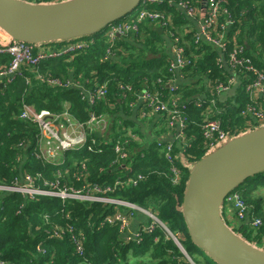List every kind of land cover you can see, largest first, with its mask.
Wrapping results in <instances>:
<instances>
[{
    "label": "trees",
    "instance_id": "16d2710c",
    "mask_svg": "<svg viewBox=\"0 0 264 264\" xmlns=\"http://www.w3.org/2000/svg\"><path fill=\"white\" fill-rule=\"evenodd\" d=\"M180 1L201 7L207 0H165L161 4H152L148 9L163 14L168 27L159 28L149 20L136 22L129 14L117 22L135 23L139 26L138 32L130 31L111 38L109 25L96 34L77 39L87 40L88 46L37 66H24L22 76L11 83L1 85L0 82V184L14 185L17 180L30 175L34 184L41 188H48L46 182H59L61 187L78 189L94 183L115 186L108 195L154 212L192 257L191 248L198 246L191 240L181 206L190 166L208 150L203 126L208 118H219L225 130L238 133L257 124L247 113L249 105L264 111L263 98L246 90L250 77L247 72H240L241 84L232 93L225 94L220 90L221 85L233 89L230 80L242 70L226 65L236 46L242 45L241 55L251 58L256 67L264 70V0L223 1L219 20V31L227 39L223 57L213 44L198 38L196 28L177 5ZM229 17L233 20L230 25L227 24ZM171 33L179 38L176 44L183 47L190 60L178 72L184 80L172 93L167 81L175 72L170 70L172 55L168 53L165 38L173 41ZM108 49L113 55L106 57ZM9 62V55L0 54V65ZM48 76L80 80L87 86L107 84V99L91 106L83 100L79 89L50 86L44 81ZM122 84L133 87L127 98H120ZM145 87L159 91L170 106L176 103L185 119L184 138L180 140L182 147L175 145L177 159L174 165L179 168L176 182L171 170L173 164L157 145L159 137L166 131L164 124L167 125L168 114L160 116L153 129L154 136L146 125V121L149 124L154 117L139 119L138 108L130 105L136 100V93ZM24 103L38 112L60 113L67 109L80 121H87L90 113L95 111L109 117L110 127L106 134L92 132L85 147L64 151L60 155L63 161L54 164L40 156L38 126L20 118ZM132 113L137 119L131 117ZM161 122L163 125L160 126ZM126 125H131L136 138L125 144L128 157L121 159L114 145L119 136L128 131ZM139 175L142 177L138 178ZM261 177L264 178V172L246 181ZM242 195L247 203L253 199L246 188ZM118 210L124 208L97 201L63 200L46 195L31 197L21 192L0 190V259L6 264H82L87 261L130 264L132 260L134 264H190L173 238L157 224L152 230L141 228L140 242L125 241L119 222L106 220ZM257 216L263 220L259 228L245 221L234 230L259 246L264 233V216ZM148 222L150 225L153 220L148 218ZM57 227L66 230L73 227L74 231L66 232L62 238L53 237L51 233ZM73 235L85 238L83 257L76 251Z\"/></svg>",
    "mask_w": 264,
    "mask_h": 264
},
{
    "label": "built area",
    "instance_id": "2783aa9c",
    "mask_svg": "<svg viewBox=\"0 0 264 264\" xmlns=\"http://www.w3.org/2000/svg\"><path fill=\"white\" fill-rule=\"evenodd\" d=\"M49 0H39V2H48ZM51 1V0H50ZM223 1L224 0H207L205 6L207 8L200 30H197L196 35L198 38L208 41L213 44L221 53L223 57V51L227 45L226 35L219 31V20L223 13ZM34 2H37L34 0ZM165 0H141L138 7L135 9L136 13L130 14L129 18H135L136 22L151 21L157 24V27L162 28L167 26V20L165 16L157 11H151L148 6L152 4H161ZM172 2V0H170ZM174 2V0H173ZM179 8L186 13L188 17L197 19L200 13L201 7H195L188 4L185 1L177 3ZM134 10V11H135ZM163 19V21H162ZM228 25L233 23V20L229 17L227 21ZM223 27V25H221ZM139 26L131 22H114L110 24V30L108 35L111 38L119 36L121 34H127L130 31L138 32ZM220 32V33H219ZM172 36L173 33H171ZM179 38L174 36L172 43V60L170 62V70L175 74L167 81V86L170 92H174L177 89V85L183 81V77L178 72L190 63V60L186 58L184 49L182 46L177 45ZM85 46H88L87 40H72L61 46L54 45H36L23 41H16L9 38L3 39L0 35V54H6L10 57V62L7 66L0 69V82L11 83L18 76H22V67L24 66H37L43 61L51 58H56L62 55H67L77 51ZM244 47L236 46L234 50L229 54L226 61L227 67L235 69L240 67L242 70L233 75L230 80V85L237 84L240 81V72H247L249 74V81L246 84V90L251 92L258 98L264 100V70L256 67L252 59L246 56H242ZM113 55L110 49L107 51V56ZM50 86L58 87H74L80 90L83 100H86L91 106L95 105L98 101L107 99L108 88L107 84H97L93 86H87L86 83H82L80 80L66 79L58 76H48L44 78ZM160 81V80H159ZM121 93L120 98H127V96L133 92L132 85H120ZM232 88V87H231ZM230 86L221 85V91H228ZM136 100L131 102L132 108H138L139 118L149 119L152 114L164 115L168 114L167 125L172 131L171 139L161 138L158 140V149L164 153L165 157L173 165L171 167L172 172L176 176L179 174V168L174 165V161L177 159L175 154V145L181 144L180 141L183 137V128L185 127V119L181 116L178 105H169L163 98L159 91H150L148 88L142 89L136 93ZM182 103V102H181ZM247 113L253 116L257 122L256 125L246 129H252L254 127L264 124V111L258 108L256 105H249ZM20 118L30 120L35 123L39 128L40 136V156L46 161L59 164L63 160H60V155H63L66 150L80 149L87 145L88 137L92 132L99 131L106 134L110 127L109 117L107 115H99L95 111L90 113L87 121H80L76 119L67 109L60 113H52L48 110L36 111L30 104L24 103L23 109L20 114ZM126 129V128H125ZM124 136H119L114 145V150L121 159L128 157V151L125 148V144H129L132 139L136 138V134H133L131 129ZM126 129V130H127ZM203 133L207 139L208 150L207 152L217 148L223 143L227 142L236 135L246 131L234 133L233 131H227L223 128L222 122L219 118H208L203 126ZM91 149L92 147L89 146ZM139 175L138 178H141ZM132 182L136 184V180ZM118 182L116 183V185ZM50 187H49V186ZM45 186L48 188H41L34 184V179L30 175H25L21 181H18L14 185H2L0 184V190L21 192L31 197L35 195H46L62 198L63 200L68 198H76L85 201H97L115 205L117 208H124L123 211L118 210L114 215L108 216L106 220L108 222L118 221L122 230H125L129 223V218L135 213H142L148 218L153 220L152 224L147 226H140L137 231L127 237L126 240H134L140 242L141 230H152L154 224L161 226L171 237L176 239L177 236L170 231L169 227L163 222L154 212L146 209L134 202L125 200L118 197L108 195L114 191L115 186L100 184H85L81 188H75L73 186L61 187L59 182H46ZM225 202L231 203L232 211L234 212V219L232 221L235 227L238 223L248 221L254 228H259L263 224V220L260 216H257L251 206L245 201L241 192L233 190ZM237 224V226H236ZM231 226V225H230ZM232 226V228H235ZM142 228V229H141ZM74 228L57 227L51 233L53 237L62 238L66 232L73 233ZM124 232V231H123ZM73 239L76 246L77 253L83 257L85 255L83 236L76 237L73 235ZM180 242V241H179ZM260 247L264 248V233L260 238ZM41 249V248H40ZM182 253L187 257L190 264H196L189 252L182 245L180 247ZM0 264H6L5 261L0 259ZM85 264H104L87 261Z\"/></svg>",
    "mask_w": 264,
    "mask_h": 264
},
{
    "label": "water",
    "instance_id": "95a60500",
    "mask_svg": "<svg viewBox=\"0 0 264 264\" xmlns=\"http://www.w3.org/2000/svg\"><path fill=\"white\" fill-rule=\"evenodd\" d=\"M140 1L0 0V30L12 40L36 45L69 42L104 30L131 14ZM261 172L264 124L236 135L190 167L181 210L193 244L216 264H264V248L237 233L222 216L229 194Z\"/></svg>",
    "mask_w": 264,
    "mask_h": 264
},
{
    "label": "crops",
    "instance_id": "0c3cea01",
    "mask_svg": "<svg viewBox=\"0 0 264 264\" xmlns=\"http://www.w3.org/2000/svg\"><path fill=\"white\" fill-rule=\"evenodd\" d=\"M207 8L205 6V4H203L200 8V13L198 15L197 19L188 17L187 18L192 22L193 26L196 28V30H200L203 19H204V15L206 12ZM185 13V12H184ZM186 14V13H185ZM160 30V29H159ZM160 32H162V30H160ZM0 35L3 39L8 38V36L2 32L0 30ZM165 38H167L168 40V53H170L172 55L173 50H172V43L173 41L165 36ZM8 64L4 63L0 65V69L7 66ZM182 82V81H181ZM240 82H238L237 84L234 85L233 89L235 90L236 88H238L240 86ZM134 113H132L131 117L133 118ZM152 116L154 117L153 121H151L149 124H147L148 120L146 121V125H147V130L150 131L151 134H153L155 136V134L153 133V129L155 127V125L157 124V121L159 122V118L160 116L162 117V115L159 114H152ZM140 117V116H139ZM134 119H137L134 117ZM142 119V118H139ZM144 120V119H142ZM140 124L142 125V122H140ZM163 125V123L161 122L160 126ZM166 131L164 133L161 134V136L159 137V139L161 138H165V139H171L170 137L172 136V131L170 130V128L168 127V125L164 124ZM125 128H129L132 130L131 125H126ZM143 130V129H142ZM144 131V130H143ZM152 135V136H153ZM125 166V165H124ZM191 167V166H190ZM258 181H261L260 183H258L257 185H254L252 187H248L246 188V190L248 191V193L251 194V197L253 198L252 201L248 204L251 206V209L253 210V212L257 215H263L264 216V178H260V179H256ZM232 204L229 202H225L222 206V216L223 218L227 221V222H232V221H236L234 219V212L232 211ZM248 222V221H246ZM229 224V223H228ZM240 223H238L239 225ZM149 225L148 222V218L147 216H145L142 213H135L133 214V216H131L129 218V223L127 228L124 230L123 232V238L126 241L127 237L132 236L137 229L140 226H147ZM237 226V225H236ZM261 245V243H259ZM257 245V244H256ZM85 264V263H82ZM130 264H134L133 260L131 261Z\"/></svg>",
    "mask_w": 264,
    "mask_h": 264
},
{
    "label": "rangeland",
    "instance_id": "374dc122",
    "mask_svg": "<svg viewBox=\"0 0 264 264\" xmlns=\"http://www.w3.org/2000/svg\"><path fill=\"white\" fill-rule=\"evenodd\" d=\"M136 13V10L132 12V14ZM120 22V21H119ZM234 91V89H230L228 91H223L225 94H228V93H232ZM225 94H223V96H225ZM261 181H258V180H249V181H246L243 185H241L240 187H238L237 191L239 192H243L245 188H248V187H252L254 185H257L258 183H260ZM229 225L231 226H234L235 227V224H233L232 222H228ZM237 225V224H236ZM238 233V232H237ZM242 236V235H241ZM246 239V238H245ZM251 242V241H250ZM251 243L254 244V242L252 241ZM191 255H192V259L194 258V260L197 262H194L196 264H216L201 248L199 247H195V248H191Z\"/></svg>",
    "mask_w": 264,
    "mask_h": 264
},
{
    "label": "bare ground",
    "instance_id": "6f19581e",
    "mask_svg": "<svg viewBox=\"0 0 264 264\" xmlns=\"http://www.w3.org/2000/svg\"><path fill=\"white\" fill-rule=\"evenodd\" d=\"M253 235V234H252Z\"/></svg>",
    "mask_w": 264,
    "mask_h": 264
}]
</instances>
